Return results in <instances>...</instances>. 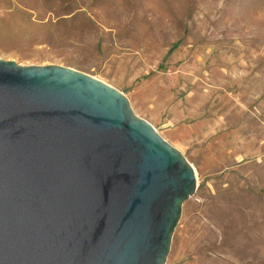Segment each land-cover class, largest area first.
<instances>
[{"label": "rangeland", "instance_id": "374dc122", "mask_svg": "<svg viewBox=\"0 0 264 264\" xmlns=\"http://www.w3.org/2000/svg\"><path fill=\"white\" fill-rule=\"evenodd\" d=\"M0 59L104 82L191 165L164 264H264V0H0Z\"/></svg>", "mask_w": 264, "mask_h": 264}, {"label": "water", "instance_id": "95a60500", "mask_svg": "<svg viewBox=\"0 0 264 264\" xmlns=\"http://www.w3.org/2000/svg\"><path fill=\"white\" fill-rule=\"evenodd\" d=\"M194 189L117 90L0 59V264H164Z\"/></svg>", "mask_w": 264, "mask_h": 264}, {"label": "trees", "instance_id": "16d2710c", "mask_svg": "<svg viewBox=\"0 0 264 264\" xmlns=\"http://www.w3.org/2000/svg\"><path fill=\"white\" fill-rule=\"evenodd\" d=\"M218 190H224L223 188H217ZM205 206H213L214 205V197L212 196V195H208V197L206 198V200H205V202L203 203ZM231 240H233V239H230V240H223V242H229V241H231ZM238 242H236L235 240H233V242H232V248H231V250H234V251H236V255L237 254H240L239 252H242V248H244V246H243V244H237ZM235 257V256H234Z\"/></svg>", "mask_w": 264, "mask_h": 264}]
</instances>
